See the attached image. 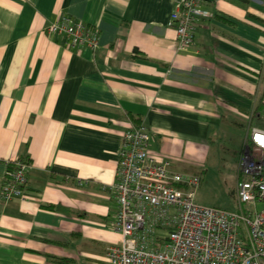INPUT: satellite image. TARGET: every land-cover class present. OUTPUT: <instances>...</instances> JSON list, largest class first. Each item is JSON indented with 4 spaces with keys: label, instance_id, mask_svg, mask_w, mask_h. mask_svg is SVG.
<instances>
[{
    "label": "crops",
    "instance_id": "1",
    "mask_svg": "<svg viewBox=\"0 0 264 264\" xmlns=\"http://www.w3.org/2000/svg\"><path fill=\"white\" fill-rule=\"evenodd\" d=\"M201 1L179 50L175 0H0V264H109L132 124L202 182L215 135L244 127L236 117L264 127V0ZM62 15L96 26L99 47L50 34ZM18 159L32 164L26 196L4 201Z\"/></svg>",
    "mask_w": 264,
    "mask_h": 264
},
{
    "label": "built area",
    "instance_id": "2",
    "mask_svg": "<svg viewBox=\"0 0 264 264\" xmlns=\"http://www.w3.org/2000/svg\"><path fill=\"white\" fill-rule=\"evenodd\" d=\"M207 15L201 0H175L171 19L179 50L194 44L196 26ZM48 32L67 38L73 49L100 45L96 26L68 15ZM151 138L143 124L122 133L113 185L122 240L108 248L109 264H264V127H252L247 139L237 210L197 203L202 176L173 170L151 151ZM31 169L28 161L12 163L2 185L4 201L25 198Z\"/></svg>",
    "mask_w": 264,
    "mask_h": 264
},
{
    "label": "rangeland",
    "instance_id": "3",
    "mask_svg": "<svg viewBox=\"0 0 264 264\" xmlns=\"http://www.w3.org/2000/svg\"><path fill=\"white\" fill-rule=\"evenodd\" d=\"M236 120L243 123L244 127L235 126L233 131L215 135L218 140L211 143L204 166L205 174L202 186L196 196L197 203L201 205L228 210L238 209L235 193L241 173V160L245 152L243 140L247 133H250L251 128L248 127V121L238 117ZM166 231L165 228L164 232Z\"/></svg>",
    "mask_w": 264,
    "mask_h": 264
},
{
    "label": "trees",
    "instance_id": "4",
    "mask_svg": "<svg viewBox=\"0 0 264 264\" xmlns=\"http://www.w3.org/2000/svg\"><path fill=\"white\" fill-rule=\"evenodd\" d=\"M12 167V165H10V168Z\"/></svg>",
    "mask_w": 264,
    "mask_h": 264
}]
</instances>
